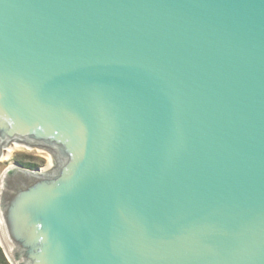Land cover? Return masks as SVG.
<instances>
[{"label":"water","instance_id":"obj_1","mask_svg":"<svg viewBox=\"0 0 264 264\" xmlns=\"http://www.w3.org/2000/svg\"><path fill=\"white\" fill-rule=\"evenodd\" d=\"M10 264H264V0H0Z\"/></svg>","mask_w":264,"mask_h":264},{"label":"rangeland","instance_id":"obj_2","mask_svg":"<svg viewBox=\"0 0 264 264\" xmlns=\"http://www.w3.org/2000/svg\"><path fill=\"white\" fill-rule=\"evenodd\" d=\"M15 145H17L18 147L15 148ZM8 149H10L12 152L8 153ZM12 162H17L20 165L30 164L34 166V168L43 170V172L48 169L50 170L53 165L52 158L46 150L40 148H29L21 144H11L10 146H7L5 154L2 160L0 161V175L2 174L5 167H7V165Z\"/></svg>","mask_w":264,"mask_h":264},{"label":"trees","instance_id":"obj_3","mask_svg":"<svg viewBox=\"0 0 264 264\" xmlns=\"http://www.w3.org/2000/svg\"><path fill=\"white\" fill-rule=\"evenodd\" d=\"M23 166L28 167V168H33L34 167V166L30 165V164L29 165L28 164H23ZM0 264H9L8 261L6 260L5 256H4V254H3V251L1 249V247H0Z\"/></svg>","mask_w":264,"mask_h":264},{"label":"bare ground","instance_id":"obj_4","mask_svg":"<svg viewBox=\"0 0 264 264\" xmlns=\"http://www.w3.org/2000/svg\"><path fill=\"white\" fill-rule=\"evenodd\" d=\"M15 146H16L15 148H17V147H18L17 145H15ZM9 152H12V151H11L10 149H8V153H9ZM6 158H7V157H6Z\"/></svg>","mask_w":264,"mask_h":264}]
</instances>
